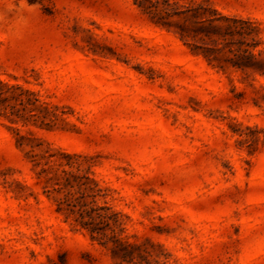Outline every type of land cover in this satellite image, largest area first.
Segmentation results:
<instances>
[{
	"label": "rangeland",
	"instance_id": "rangeland-1",
	"mask_svg": "<svg viewBox=\"0 0 264 264\" xmlns=\"http://www.w3.org/2000/svg\"><path fill=\"white\" fill-rule=\"evenodd\" d=\"M210 1L264 49V0ZM0 78L56 115L0 116V264H130L56 211L14 128L93 166L140 264H264V76L211 66L134 0H0Z\"/></svg>",
	"mask_w": 264,
	"mask_h": 264
},
{
	"label": "trees",
	"instance_id": "trees-1",
	"mask_svg": "<svg viewBox=\"0 0 264 264\" xmlns=\"http://www.w3.org/2000/svg\"><path fill=\"white\" fill-rule=\"evenodd\" d=\"M147 1L151 4L147 5ZM203 1L180 5L178 1L171 4L170 0H134L156 25L173 31L211 66L223 69L229 65L246 76H264V49L258 48L261 41L256 22L222 14L210 0ZM18 89L20 93L16 92ZM0 116L12 123H32L46 130L56 127V115L49 104L40 102L37 93L1 78ZM14 130L17 147L26 150L34 170L38 168L36 175L43 179L44 193L54 200L57 212L73 227L86 231L92 241L107 248L115 261L140 264L147 260L150 252L131 240L136 236L127 233L129 216L108 202L110 189L96 178L93 166L63 163L57 154L68 158L79 155L53 149L32 130H28V135L21 134L19 128Z\"/></svg>",
	"mask_w": 264,
	"mask_h": 264
}]
</instances>
